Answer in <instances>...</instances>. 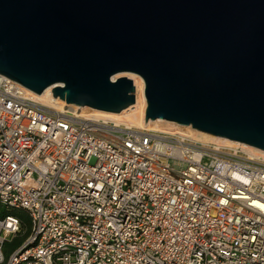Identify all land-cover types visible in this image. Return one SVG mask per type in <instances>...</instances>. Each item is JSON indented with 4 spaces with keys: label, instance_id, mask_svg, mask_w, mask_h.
I'll list each match as a JSON object with an SVG mask.
<instances>
[{
    "label": "built area",
    "instance_id": "built-area-1",
    "mask_svg": "<svg viewBox=\"0 0 264 264\" xmlns=\"http://www.w3.org/2000/svg\"><path fill=\"white\" fill-rule=\"evenodd\" d=\"M15 208L31 232L8 251ZM0 264H264V156L47 105L0 75Z\"/></svg>",
    "mask_w": 264,
    "mask_h": 264
},
{
    "label": "water",
    "instance_id": "water-1",
    "mask_svg": "<svg viewBox=\"0 0 264 264\" xmlns=\"http://www.w3.org/2000/svg\"><path fill=\"white\" fill-rule=\"evenodd\" d=\"M264 150V0H0V75ZM145 126V125H144Z\"/></svg>",
    "mask_w": 264,
    "mask_h": 264
},
{
    "label": "bare ground",
    "instance_id": "bare-ground-1",
    "mask_svg": "<svg viewBox=\"0 0 264 264\" xmlns=\"http://www.w3.org/2000/svg\"><path fill=\"white\" fill-rule=\"evenodd\" d=\"M133 80L135 86V102L133 105H130L128 108L123 109L118 113L108 112L103 110L94 109L88 106H78L75 104H67L71 109H80L81 113L87 114L93 117L100 118H113L115 120H120L126 124L133 125L138 128H144L147 130H160V131H171L179 132L188 137L199 141V142H213L226 146H240L245 151L249 153H255L264 156V150L252 147L250 145L232 141L223 137L214 136L196 129H193L191 126L180 125L172 120L168 119H159L151 118L145 122V109H146V99L144 96V82L143 79L134 73H123ZM56 85H51L47 87L42 93L31 92L33 97L37 100H40L47 105L61 107L66 104L59 97H56L52 94L51 89ZM145 125V126H144Z\"/></svg>",
    "mask_w": 264,
    "mask_h": 264
},
{
    "label": "trees",
    "instance_id": "trees-1",
    "mask_svg": "<svg viewBox=\"0 0 264 264\" xmlns=\"http://www.w3.org/2000/svg\"><path fill=\"white\" fill-rule=\"evenodd\" d=\"M11 213L21 219V229L20 232L7 244L8 251L20 246L31 232L30 222L26 211L15 208L11 210Z\"/></svg>",
    "mask_w": 264,
    "mask_h": 264
}]
</instances>
